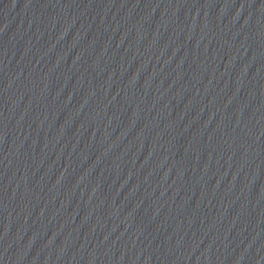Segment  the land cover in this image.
<instances>
[{
  "label": "water",
  "instance_id": "1",
  "mask_svg": "<svg viewBox=\"0 0 264 264\" xmlns=\"http://www.w3.org/2000/svg\"><path fill=\"white\" fill-rule=\"evenodd\" d=\"M0 264H264V0H0Z\"/></svg>",
  "mask_w": 264,
  "mask_h": 264
}]
</instances>
